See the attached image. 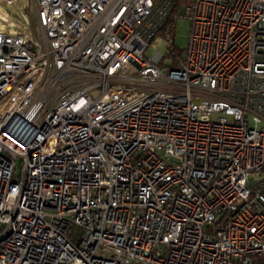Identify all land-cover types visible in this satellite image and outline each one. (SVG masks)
I'll list each match as a JSON object with an SVG mask.
<instances>
[{
  "label": "built area",
  "instance_id": "2783aa9c",
  "mask_svg": "<svg viewBox=\"0 0 264 264\" xmlns=\"http://www.w3.org/2000/svg\"><path fill=\"white\" fill-rule=\"evenodd\" d=\"M21 1L0 0V264L264 255V0H32L41 39Z\"/></svg>",
  "mask_w": 264,
  "mask_h": 264
},
{
  "label": "rangeland",
  "instance_id": "374dc122",
  "mask_svg": "<svg viewBox=\"0 0 264 264\" xmlns=\"http://www.w3.org/2000/svg\"><path fill=\"white\" fill-rule=\"evenodd\" d=\"M24 5L21 4L23 8V13H25V18L27 19V23L22 21L20 26L27 27L28 30L32 33V35L38 37L41 39V34H40V28L36 24V17H35V11H34V6L32 0H22L21 1ZM15 17V16H14ZM21 18V16H20ZM12 30H15L14 28H11ZM190 31V22L189 20L185 18H179L177 19L175 23V28H174V42L175 46L183 49L187 46L188 42V34ZM165 46L162 45V40L161 38L155 37L149 44L148 48L146 49V55L151 56L153 55L156 51L164 52ZM92 95H96V91H93L91 93Z\"/></svg>",
  "mask_w": 264,
  "mask_h": 264
},
{
  "label": "trees",
  "instance_id": "16d2710c",
  "mask_svg": "<svg viewBox=\"0 0 264 264\" xmlns=\"http://www.w3.org/2000/svg\"><path fill=\"white\" fill-rule=\"evenodd\" d=\"M253 264H264V255L254 256L252 258Z\"/></svg>",
  "mask_w": 264,
  "mask_h": 264
}]
</instances>
